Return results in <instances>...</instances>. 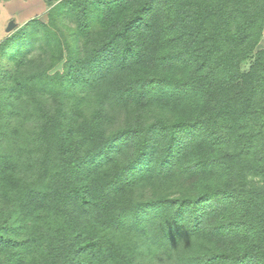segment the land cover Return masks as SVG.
Returning <instances> with one entry per match:
<instances>
[{
    "label": "trees",
    "instance_id": "obj_1",
    "mask_svg": "<svg viewBox=\"0 0 264 264\" xmlns=\"http://www.w3.org/2000/svg\"><path fill=\"white\" fill-rule=\"evenodd\" d=\"M50 16L0 42V111L19 101L29 121L0 149V264H138L146 239L189 234L206 242L189 264H264V0H61ZM35 44L59 59L33 70ZM113 103L174 115L109 131ZM177 173L202 188L130 195Z\"/></svg>",
    "mask_w": 264,
    "mask_h": 264
},
{
    "label": "rangeland",
    "instance_id": "obj_2",
    "mask_svg": "<svg viewBox=\"0 0 264 264\" xmlns=\"http://www.w3.org/2000/svg\"><path fill=\"white\" fill-rule=\"evenodd\" d=\"M61 0H0V42L8 36H16L21 29L31 20L36 19L41 23H49L51 20L50 12L56 3ZM50 26L53 27L51 23ZM38 36L43 33V25L38 26ZM21 34V32L19 33ZM40 43V42H39ZM36 45V44H35ZM37 46V45H36ZM33 49L32 56V68L33 70L43 69L44 66L50 65V61L54 62L59 59L58 50L54 46L40 44ZM264 48V25L261 34V38L256 47V50ZM31 58V59H32ZM253 56L244 60L240 64L241 71L245 72L252 64ZM4 69H7L8 65L6 61H2ZM61 64L57 66L59 68ZM55 67V63L52 65ZM52 68V69H53ZM50 69L49 71H51ZM56 69V68H55ZM33 71L32 69H30ZM16 101L15 107L17 109L16 114L8 116L11 107L4 106L0 111V126L5 124L4 132L0 133V149L2 146L8 147L11 150L19 149L22 145L19 142V136L23 134H17V130L21 127L23 129L24 123L29 122L26 109L21 108V104ZM52 104L55 101L52 100ZM85 108V116L89 117L96 108L95 103L88 104ZM21 111H20V109ZM165 106H153L150 108L138 109L133 106H126L120 103L106 104V112L103 113V125L109 131L120 129L129 123H133L137 120H143L145 122L158 115H163L167 119L173 118V110L166 109ZM9 120V121H8ZM111 129V130H110ZM203 177H198L196 180L186 178L184 174H173L171 177L160 178L157 176H148L145 179L138 180L132 186L130 195L136 199L149 198L156 195H162L167 197H180L186 192L194 193L202 188L204 183ZM5 209L6 205L0 204V211ZM0 217L2 214L0 213ZM12 237H17L14 232L10 234ZM148 240L149 246L141 247L135 254L136 262L138 264H189V256L198 251L204 249L206 242L201 236H181L178 239L173 240L172 243H162L158 238H150Z\"/></svg>",
    "mask_w": 264,
    "mask_h": 264
}]
</instances>
